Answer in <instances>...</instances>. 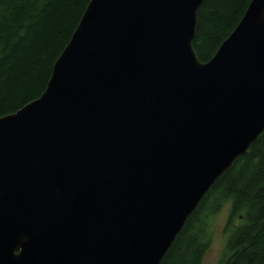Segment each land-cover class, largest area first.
<instances>
[{
	"label": "water",
	"instance_id": "water-1",
	"mask_svg": "<svg viewBox=\"0 0 264 264\" xmlns=\"http://www.w3.org/2000/svg\"><path fill=\"white\" fill-rule=\"evenodd\" d=\"M204 0H90L42 95L0 116V264H162L264 132V0L216 53Z\"/></svg>",
	"mask_w": 264,
	"mask_h": 264
},
{
	"label": "trees",
	"instance_id": "trees-1",
	"mask_svg": "<svg viewBox=\"0 0 264 264\" xmlns=\"http://www.w3.org/2000/svg\"><path fill=\"white\" fill-rule=\"evenodd\" d=\"M90 0H0V116L40 97ZM251 0H204L194 47L208 61ZM229 206L220 264H264V132L216 181L162 264H203Z\"/></svg>",
	"mask_w": 264,
	"mask_h": 264
},
{
	"label": "rangeland",
	"instance_id": "rangeland-1",
	"mask_svg": "<svg viewBox=\"0 0 264 264\" xmlns=\"http://www.w3.org/2000/svg\"><path fill=\"white\" fill-rule=\"evenodd\" d=\"M230 207L226 206L216 217L213 244L207 253L203 264H220L226 248L227 235L225 225L227 224Z\"/></svg>",
	"mask_w": 264,
	"mask_h": 264
}]
</instances>
